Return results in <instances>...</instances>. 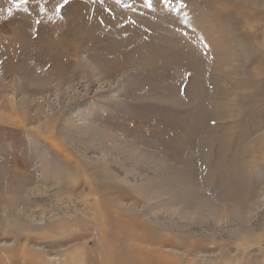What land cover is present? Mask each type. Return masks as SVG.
<instances>
[{"label": "rangeland", "instance_id": "rangeland-1", "mask_svg": "<svg viewBox=\"0 0 264 264\" xmlns=\"http://www.w3.org/2000/svg\"><path fill=\"white\" fill-rule=\"evenodd\" d=\"M145 1L0 0V192L15 185L23 199L10 219L0 203V264H264V0H208L219 8L204 12L214 33L183 27L182 14L168 21ZM97 3L143 10L141 20L168 27L159 33L131 23L149 35L147 44L169 33L173 50L158 48L169 57L148 58L149 47L134 42L111 49L128 38L123 24L98 27V40L83 39L76 54L79 19L97 14ZM191 3L179 5L196 22ZM18 25L21 46L13 48ZM214 38L229 63H220ZM178 44L192 54L180 57L187 68L170 58ZM96 195L105 200L98 214ZM114 218L119 231L134 228L152 244L132 236L111 243ZM135 248L162 255L137 262Z\"/></svg>", "mask_w": 264, "mask_h": 264}, {"label": "bare ground", "instance_id": "bare-ground-1", "mask_svg": "<svg viewBox=\"0 0 264 264\" xmlns=\"http://www.w3.org/2000/svg\"><path fill=\"white\" fill-rule=\"evenodd\" d=\"M141 1H145V0H141ZM175 1H177L178 2V4L177 5H175V6H168L166 3V1L164 2L163 0H148V2L152 5V10H155V12H157V14H165V15H167L166 17H167V19H168V21L170 20V18H169V15L171 16V17H173V16H176L177 18H179V14H182L183 15V17H184V19L185 20H180L181 21V23H182V26L183 27H186V28H192V31H194V32H196L197 33V31H196V29H198L199 31H207V32H209V33H214V30L216 29V27L213 25V23L211 22V20H208L209 19V17H206L205 16V14H204V12L205 11H211V9H217V10H219V8H218V6L217 5H215V4H213L212 6L210 5V2L209 3H207L208 2V0H192V3L190 4L191 6H193V7H197L198 9H197V11L199 12L198 14H199V19L198 20H196V22L195 21H190V18H191V13H185L184 11H182V8H180V5H179V3L181 2V1H184V0H175ZM210 1V0H209ZM218 1V0H217ZM216 1V2H217ZM229 1H231V0H229ZM258 1V0H257ZM213 2V1H212ZM249 2V1H248ZM145 3H146V1H145ZM184 3V2H183ZM219 3V2H218ZM256 3V2H255ZM98 4V3H97ZM259 4V3H258ZM111 5V4H110ZM103 5H101V4H98V5H96L95 6V9H96V11H97V14H95V15H93L92 13H91V16L89 15L87 18H86V21L84 22V20L83 19H79V17H78V19H79V23H78V25H77V30H75V31H78V35H79V37H77V39H78V42H79V44H80V47H75V45H74V48H75V52H76V54H78V50L80 49V48H82V45L85 43H82V40L84 39V40H86V38H87V40L88 39H90V41L91 40H93V42L95 41V40H98L97 38H95V37H92V35H94V34H97L96 32H98L99 30V28L98 27H100V29L101 28H104L105 27V30H107L106 29V27L107 26H109V25H111L113 28H117V27H119V30H122V26L120 25V24H123V25H125L126 27H125V31H127L128 33H129V35L127 36L128 38H126L125 40L124 39H119L118 40V42H116V41H114V48H111V49H115V47L117 46V45H121V44H131L132 42H134V43H137V44H140V45H142L144 48H146V47H149V54H148V58H155L156 60L157 59H163V57H169V56H167V55H165L164 53H163V57H162V53H160V51L158 50V48H160V43H161V41L159 40L158 42H157V44H152L151 43V41H150V43H146V40L149 38V35L147 36V37H145V35L143 34V33H141V32H139L138 30H137V28L135 27V26H133L131 23H133V21H141L142 23H143V26L145 27V28H148L149 30L151 29V31L153 32V31H155V32H157V30L159 31V33L160 32H168V27H166V26H160V25H157V23H152V22H150V21H148V19L147 20H143L144 18H142V20H141V17L139 16V13H144V14H148L147 12H144L143 10H134V11H131V12H127L128 10L126 9H124L122 12H121V10L119 9V8H114V9H112V10H114L113 12H114V16H115V18H113L112 16V14L111 13H113V12H111V11H106L105 9H104V7H102ZM105 6V5H104ZM112 6H113V4H112ZM117 6V5H116ZM201 6V7H200ZM221 7L220 8H222V6L223 5H220ZM49 7V8H48ZM44 8H48V9H52V7L51 6H49L48 4H46V6L44 7ZM225 8V7H224ZM67 9V8H66ZM69 9V8H68ZM107 9V8H106ZM110 9V8H109ZM223 9V8H222ZM92 10V9H91ZM161 10V11H160ZM221 10V9H220ZM65 11V10H64ZM93 11V10H92ZM91 11V12H92ZM68 12V11H67ZM88 12H89V10H88ZM65 13H66V11H65ZM87 13V12H86ZM118 13V14H117ZM216 13V12H215ZM214 13V14H215ZM230 13V12H229ZM249 13V12H248ZM226 14V13H225ZM72 15V14H71ZM76 15V14H75ZM80 15V14H79ZM112 15V16H111ZM116 15H117V17H116ZM204 16V18L205 19H203V18H201V16ZM216 15V14H215ZM221 14H219V16H220ZM81 16V15H80ZM87 16V15H86ZM70 17H74V16H70ZM119 17H122V19H119ZM181 17V16H180ZM217 18V17H216ZM75 19H77V18H75ZM146 19V18H145ZM179 19H181V18H179ZM74 20V19H73ZM222 20V19H221ZM224 20V19H223ZM226 20V19H225ZM36 21V20H35ZM60 21V20H59ZM67 21V20H66ZM63 22V21H62ZM75 22V21H74ZM87 22V23H86ZM226 22V21H225ZM60 23V22H59ZM72 23V22H71ZM227 23V22H226ZM229 23V22H228ZM232 23H233V21H232ZM247 23V22H246ZM76 24V23H75ZM89 24V25H88ZM166 24H170V25H172V24H176V23H174V22H166ZM229 26V25H228ZM227 26V27H228ZM94 27H97V28H94ZM110 27V26H109ZM181 28V29H184V28ZM139 28V27H138ZM196 28V29H195ZM229 28V27H228ZM118 29V28H117ZM167 29V30H166ZM226 29V28H225ZM118 30V31H119ZM140 30V29H139ZM148 30V31H149ZM221 31V30H220ZM224 31V30H223ZM13 33H14V35H18V37H12L11 38V46H13V48L14 47H16V46H21L19 43H20V40H21V35H22V27L21 26H15L14 27V30L12 31ZM36 32V31H35ZM246 32V31H245ZM20 33H21V35H20ZM119 33V32H118ZM123 33V32H122ZM149 33V32H148ZM106 34V33H105ZM166 34V35H165ZM164 35L165 36H167L166 37V41L168 42L169 41V39L170 38H173V37H169V35L167 34V33H165ZM244 35V34H243ZM247 35V34H246ZM112 36H114V35H112ZM239 36V35H238ZM41 37V36H40ZM111 37V36H110ZM122 38V37H121ZM238 38H240V37H238ZM175 39V38H174ZM23 40V39H22ZM171 40H173V39H171ZM222 40V39H221ZM241 40V39H240ZM246 40H248V38L246 39ZM251 40V39H250ZM24 41H25V39H24ZM75 42H76V40H74ZM166 41H163L161 44L164 46H166V50L168 51L169 49H172L173 47H174V45L175 44H173L171 41H169L168 43L166 42ZM176 41V40H175ZM23 42V41H22ZM213 42H214V44L213 45H211L212 47H214L215 49H214V51H215V53H218V56H219V59H220V63L222 64L223 62V64H226V63H229L230 62V56L227 54V48H226V46H225V44L221 41V46H219L218 44H217V41H216V39L214 38L213 39ZM238 42V41H237ZM251 42H252V40H251ZM17 43V44H16ZM57 43V42H56ZM55 43V44H56ZM87 43H89V42H87ZM16 44V45H15ZM54 44V45H55ZM59 44V43H58ZM58 44H57V46H58ZM140 45H138V46H140ZM159 45V47H157ZM23 46V48H21V49H23V52L26 50L25 49V42H24V44L22 45ZM95 46V45H94ZM163 46H161V47H163ZM178 46L181 48L182 47V49H181V51L179 50V48H174V49H176V51L175 52H171V51H169V52H171L170 53V55L172 56V57H170L171 58V60H174L175 62H176V64H180V66H185V65H183L182 64V62H181V60H180V57H182V60L184 59V61L183 62H187L189 59H191L192 58V54H190L189 53V51L188 50H186V54L185 53H183V50H184V45H182V44H178ZM239 46V45H238ZM90 47H93V46H90ZM167 47L169 48V49H167ZM177 47V46H176ZM243 47V46H242ZM17 48V47H16ZM71 48H72V46H71ZM164 48V47H163ZM163 48L162 49H160V50H162L163 51ZM20 49V50H21ZM59 49V48H58ZM57 49V50H58ZM61 49V48H60ZM20 50H18V52H22V50L20 51ZM83 50V49H82ZM116 50V49H115ZM146 50V49H145ZM165 50V51H166ZM173 50V49H172ZM177 50H179V53H177ZM14 51V50H13ZM63 51V50H62ZM61 51V52H62ZM147 51V50H146ZM164 51V52H165ZM54 52V51H53ZM59 52H60V50H59ZM73 53H74V51H72ZM148 52V51H147ZM169 52L167 53L168 55H169ZM13 54L14 55H9V58H11V59H18L19 58V53L17 54V53H15V52H13ZM59 54V53H58ZM57 54V55H58ZM63 54V53H62ZM75 54V53H74ZM59 56H61V54H59L58 55V57ZM231 56H232V54H231ZM61 58H64V57H60V59ZM117 60V59H116ZM140 60V59H139ZM56 61V60H55ZM173 61V62H174ZM60 62V61H59ZM62 62V61H61ZM172 62V61H171ZM169 63V62H168ZM197 63H198V59L197 58H195V57H193V59H192V62H191V64H192V70H194V80H195V82H196V80L197 79H199L200 77H198V76H196L197 75V73H198V69H197ZM186 64V63H185ZM78 65V64H77ZM116 67H118L117 65H115ZM202 66V65H201ZM79 67V66H78ZM97 67V66H96ZM115 67V68H116ZM187 67H189L188 65L187 66H185V68H187ZM94 68V67H93ZM98 68V67H97ZM205 68V67H204ZM19 69V68H18ZM18 69L16 68V69H12V71L14 72V73H18ZM207 69V68H206ZM206 69H205V71H206ZM20 70V69H19ZM81 70V69H80ZM191 70V69H190ZM201 69H200V72L199 73H201ZM249 71H251V70H249ZM249 71H247V73L249 72ZM254 71V70H253ZM252 71V72H253ZM259 71V70H258ZM256 72V71H255ZM20 73V72H19ZM208 73V72H207ZM261 73V72H260ZM210 74V73H209ZM262 74V73H261ZM19 75V74H18ZM249 76L250 75H252V76H254L253 74H248ZM201 76V75H200ZM206 76V75H205ZM211 76V75H210ZM259 77H260V75H258ZM203 78V77H202ZM201 79V78H200ZM205 80V79H204ZM225 81V80H224ZM247 83V82H246ZM202 84H204V83H202ZM249 85V84H248ZM196 87V86H195ZM201 88V87H200ZM244 88H246V87H244ZM236 89H237V87H236ZM226 90V89H225ZM235 90V89H234ZM197 93V92H196ZM209 93V92H208ZM235 93V92H234ZM197 96V95H196ZM234 97V96H233ZM253 98V97H252ZM247 104V103H246ZM203 106V105H202ZM208 106V105H207ZM204 107V106H203ZM210 109V108H209ZM193 115V114H192ZM254 117V116H253ZM204 120V119H203ZM210 120V119H209ZM84 128H86V127H84ZM83 128V129H84ZM214 130V129H213ZM242 138H243V136H242ZM247 138V137H246ZM240 140V139H239ZM108 142H110V141H108ZM240 148H242V147H240ZM211 155V154H210ZM101 166H103V165H101ZM63 167V166H62ZM65 167V166H64ZM234 167V166H233ZM98 168V167H97ZM101 168L102 167H99L98 168V172L100 173V172H102V170H101ZM99 173H96L95 175H93V178H95V179H97V181L99 180V179H101L102 178V176H101V174H99ZM112 173V172H111ZM75 174V173H74ZM113 174V173H112ZM232 175V174H231ZM71 174H66V175H64V176H61L59 179H58V181H60L61 180V178H62V180H63V182L66 180V179H70L71 177ZM86 177V176H85ZM85 177H84V181L89 185V190H90V192H91V194H93V195H95L97 192H96V190H98V186L92 181V179H91V177L89 176V179L87 178L86 180H85ZM88 177V176H87ZM118 178V177H117ZM227 178V177H226ZM229 178V177H228ZM110 179V178H109ZM112 179V180H111ZM110 180H111V184L113 185H115V184H117L118 182H117V180L115 179V178H111ZM103 182V181H102ZM2 183V181L0 180V184ZM106 183V182H105ZM84 184V183H83ZM99 184V183H98ZM244 184V183H243ZM229 186V185H228ZM116 187V186H115ZM113 189H115L114 187H113ZM20 191H21V189H20V187H18V186H15V185H12L10 188H8L7 189V195H10V196H12L11 198L12 199H8L7 198V195L6 194H3V193H1L0 192V203H3V204H5V206H6V209L5 210H3L1 213L2 214H4V216L6 217V219H10V215L9 214H7L8 213V211L10 210V213H11V211H12V209H15L21 202H22V196H21V194H20ZM107 192V191H106ZM95 193V194H94ZM103 195H106V194H103ZM115 196V195H114ZM95 197H97L96 198V200H95V202L93 203V210L96 212L95 214H98L99 213V210H98V208H99V206H100V204H101V201H105V200H103V198L104 197H99L98 195H96ZM243 199V198H242ZM108 200V199H107ZM107 200H106V202H105V209H107L108 211L109 210H111L112 209V205L109 203V202H107ZM234 200V199H233ZM246 202V201H245ZM113 204V203H112ZM114 205H116V204H114ZM113 205V206H114ZM107 207V208H106ZM103 208V207H102ZM117 210V209H116ZM15 213V212H14ZM23 213V212H22ZM12 214V213H11ZM116 214H118L117 213V211H116ZM18 217H20V215H17ZM119 216V215H118ZM116 217V216H115ZM122 218V217H121ZM126 218V217H125ZM98 220H99V222L97 223V225L95 224V226H98V229H99V231H100V234H101V237L102 236H104V233H107V231L105 230V228H103V226H104V223H105V218L103 217H98L97 218ZM124 221V220H123ZM119 222H120V219H119ZM119 222L114 218V219H112V227H113V229H114V234H113V237H112V240H110V242L112 241V242H115V241H117V239H119L121 242H123L124 243V241H126L127 240V238L125 239L124 237H133V239H131L132 241H141V242H143V245H144V243H145V246H147L146 245V243L149 245V244H152L151 243V241H148V239H147V237L149 238L150 237V235H146V234H144V233H141V232H139V231H137L136 229H134V228H132L133 230H126V231H123L122 232V230L121 231H119L118 230V225H119ZM131 222V221H130ZM128 223V222H127ZM137 223V222H136ZM19 225V224H18ZM120 225H121V223H120ZM92 226H94V225H92ZM123 226V225H122ZM127 226H129V225H127ZM133 226V225H132ZM125 227V226H124ZM94 228V227H93ZM125 228H127V227H125ZM138 229V228H137ZM141 229V228H140ZM143 229V228H142ZM125 230V229H124ZM145 230H146V227H145ZM141 233V234H140ZM142 237H146V240L145 239H143ZM81 238V237H80ZM103 238V237H102ZM135 238L137 239V240H135ZM125 239V240H124ZM111 242V243H112ZM117 243V242H116ZM126 243H127V241H126ZM129 243V242H128ZM124 245H125V243H124ZM131 244H129V246H130ZM141 245V244H140ZM142 245V246H143ZM105 246V245H104ZM118 246V245H117ZM128 247V246H127ZM149 247V246H148ZM105 247H103V249H104ZM111 249H110V251H111V253H113V254H115L116 253V251H117V247H116V245L114 244L113 245V247L111 246L110 247ZM108 249V248H107ZM106 249V250H107ZM128 249H130V248H128ZM127 249V250H128ZM109 250V249H108ZM123 250H124V248H123ZM129 251V250H128ZM134 253L135 254H133L132 255V257L134 258V260L135 261H139V260H141V261H144V262H146V260L147 259H151V258H154V260L155 259H157V258H159V257H161V253L160 252H154V250H151V251H145V250H142V249H140V248H135L134 250ZM130 253V252H129ZM132 254V253H131ZM130 255V254H129ZM127 256V255H126ZM124 258V257H123ZM117 260V259H116ZM130 260V259H129ZM129 260H128V262H129ZM151 260H153V259H151ZM154 260H153V262H154ZM137 261V262H138ZM148 261V260H147ZM122 262V261H121ZM170 262V261H169ZM172 262V261H171ZM152 263V262H151ZM174 264H178L177 263V261H174L173 262ZM138 264V263H137Z\"/></svg>", "mask_w": 264, "mask_h": 264}, {"label": "snow or ice", "instance_id": "snow-or-ice-1", "mask_svg": "<svg viewBox=\"0 0 264 264\" xmlns=\"http://www.w3.org/2000/svg\"><path fill=\"white\" fill-rule=\"evenodd\" d=\"M25 2H27V0H25Z\"/></svg>", "mask_w": 264, "mask_h": 264}]
</instances>
